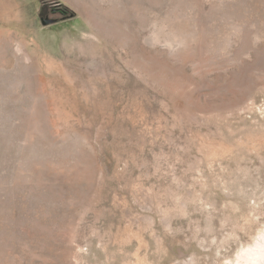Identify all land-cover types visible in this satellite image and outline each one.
Instances as JSON below:
<instances>
[{"label":"rangeland","instance_id":"1","mask_svg":"<svg viewBox=\"0 0 264 264\" xmlns=\"http://www.w3.org/2000/svg\"><path fill=\"white\" fill-rule=\"evenodd\" d=\"M263 233L264 0H0V264H245Z\"/></svg>","mask_w":264,"mask_h":264},{"label":"bare ground","instance_id":"2","mask_svg":"<svg viewBox=\"0 0 264 264\" xmlns=\"http://www.w3.org/2000/svg\"><path fill=\"white\" fill-rule=\"evenodd\" d=\"M260 240L253 249L244 253L245 264H264V233L261 235Z\"/></svg>","mask_w":264,"mask_h":264},{"label":"water","instance_id":"3","mask_svg":"<svg viewBox=\"0 0 264 264\" xmlns=\"http://www.w3.org/2000/svg\"><path fill=\"white\" fill-rule=\"evenodd\" d=\"M51 24H52L51 21H43V22H42V25H43V26H47V25H51Z\"/></svg>","mask_w":264,"mask_h":264}]
</instances>
